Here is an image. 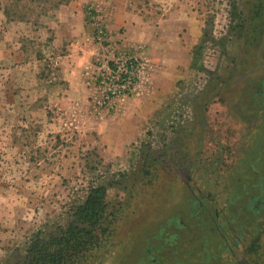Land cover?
Wrapping results in <instances>:
<instances>
[{
    "label": "rangeland",
    "instance_id": "1",
    "mask_svg": "<svg viewBox=\"0 0 264 264\" xmlns=\"http://www.w3.org/2000/svg\"><path fill=\"white\" fill-rule=\"evenodd\" d=\"M62 1L0 0V264L21 263L37 232L65 229L97 186L117 218L106 250L84 264H264V0H125L155 37L131 50L160 60L147 62L161 93H150L157 107L126 106L155 115L136 141L111 138V152L87 114L77 128L50 103L23 114L21 93L14 111L7 105L16 65L58 82ZM102 26L130 53L120 49L125 26ZM94 73L91 94L109 110Z\"/></svg>",
    "mask_w": 264,
    "mask_h": 264
},
{
    "label": "crops",
    "instance_id": "2",
    "mask_svg": "<svg viewBox=\"0 0 264 264\" xmlns=\"http://www.w3.org/2000/svg\"><path fill=\"white\" fill-rule=\"evenodd\" d=\"M88 10L103 12L100 17L102 18L100 24H105L106 27L116 33L119 32L122 25L128 29L127 33L122 36L123 42L120 43L122 51H130L127 54L133 53V56L141 57L152 63H160V60L151 54L149 47L143 51L134 52L131 50L133 47L135 49L140 46L139 43L141 42L149 44L151 38L154 41L155 37L147 34L142 17L127 11L125 0H63L58 3V15L52 21L58 26V28L53 27L56 29L54 30V37L58 40L56 51L59 56L58 73L54 78L58 82L48 85L51 82L47 81V84L46 81L41 80L40 76L34 77L35 79L28 76L27 79L26 73L23 72L27 65H16L10 70V73L15 72V70L22 71L18 72L16 79L13 77L10 82L11 84L13 82L12 86L15 83L18 85H14L11 89L15 90L8 93L7 105L12 106V111H14L17 104V96L14 93H21L23 97L18 99L21 101L18 104L23 106V114H41L42 110L50 103L49 109L52 105L54 107L52 110L56 111L55 114L58 113L60 119L65 118L64 120L72 122L71 124L77 128L76 121L79 120L80 114H87L92 129L97 132L96 135L101 136L102 134L105 137L107 151L111 152V150L116 149L115 147L112 148L111 138H118L120 142L126 144L128 138H134L136 141L138 137L144 135V121L149 120L155 115V112L148 114L135 108L127 110L126 106L128 104L133 105V101L147 99L151 106L157 107L160 99L153 98L150 93L153 91L161 93L159 89L161 86L158 84L161 76L155 69L156 66L155 68L154 66L150 67L147 80L141 84L137 94L121 101L117 114L108 113L109 110L99 108L96 99L91 94L93 89L89 79L95 70L94 62L99 55H102L103 49L99 43L95 42L96 25L91 17L93 12ZM113 11L117 12L118 15L113 20L114 22L111 16ZM133 32L138 34L139 38L133 37ZM141 34H145L143 39H140ZM13 35L19 37L21 34L14 32ZM177 38H180V35H177ZM20 46L21 43H18V48H14L19 49ZM27 80L30 81V84Z\"/></svg>",
    "mask_w": 264,
    "mask_h": 264
},
{
    "label": "trees",
    "instance_id": "3",
    "mask_svg": "<svg viewBox=\"0 0 264 264\" xmlns=\"http://www.w3.org/2000/svg\"><path fill=\"white\" fill-rule=\"evenodd\" d=\"M106 195L104 186L91 188L85 200L75 207L68 226L48 234L37 232L23 261L17 264H84L106 250L104 242L112 237L117 218Z\"/></svg>",
    "mask_w": 264,
    "mask_h": 264
},
{
    "label": "built area",
    "instance_id": "4",
    "mask_svg": "<svg viewBox=\"0 0 264 264\" xmlns=\"http://www.w3.org/2000/svg\"><path fill=\"white\" fill-rule=\"evenodd\" d=\"M91 17L96 25L95 40L105 47V55L96 60L92 77L99 94L97 102L118 112L121 101L137 94L147 80L150 65L140 57L118 52L112 35L100 24V17Z\"/></svg>",
    "mask_w": 264,
    "mask_h": 264
},
{
    "label": "flooded vegetation",
    "instance_id": "5",
    "mask_svg": "<svg viewBox=\"0 0 264 264\" xmlns=\"http://www.w3.org/2000/svg\"><path fill=\"white\" fill-rule=\"evenodd\" d=\"M258 207H261V209H263L264 208V202L258 201Z\"/></svg>",
    "mask_w": 264,
    "mask_h": 264
}]
</instances>
